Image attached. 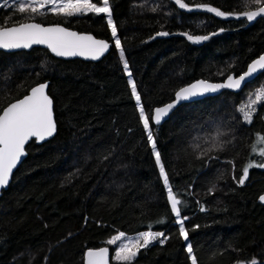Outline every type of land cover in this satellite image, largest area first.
<instances>
[{"label": "trees", "instance_id": "trees-1", "mask_svg": "<svg viewBox=\"0 0 264 264\" xmlns=\"http://www.w3.org/2000/svg\"><path fill=\"white\" fill-rule=\"evenodd\" d=\"M19 2L0 0V26L61 23L106 38L111 47L96 61L54 56L42 46L0 50V110L48 80L57 124L48 140L28 142L0 194V264H83L87 248L107 245L112 251L108 237L143 230L169 238L141 249L132 264H191L188 243L198 264L264 261V203L257 199L264 168H250L245 183H238L246 165L264 161L258 142L264 105L251 123L239 111L264 85V71L237 92L183 102L164 122L152 124L169 184L183 201L188 241L178 235L129 84L135 83L150 114L195 78L240 73L264 51V17H219L195 5L225 13L255 6L246 0H185L186 10L174 0H109L125 70L104 14H21ZM162 31L169 35H156ZM182 33L209 39L193 43Z\"/></svg>", "mask_w": 264, "mask_h": 264}, {"label": "snow or ice", "instance_id": "snow-or-ice-1", "mask_svg": "<svg viewBox=\"0 0 264 264\" xmlns=\"http://www.w3.org/2000/svg\"><path fill=\"white\" fill-rule=\"evenodd\" d=\"M101 0H20L16 9L24 14L31 12L33 15H43L44 10L54 15H63L71 17L86 13L95 15L104 14L106 23L111 30L115 48L118 50L120 59L124 61V50L121 40L117 34L109 0H102V6H99ZM174 3L180 9L191 10L185 0H174ZM246 6H255L254 10L241 13H225L207 4H196V8L204 9L214 13L219 17L235 16L236 18L245 17L251 22L257 17H264V0H246ZM156 9L154 8L153 11ZM157 36H167L168 32H158ZM193 43H200L209 39L207 35H192L182 33ZM215 35V33H213ZM33 45H46L52 53L58 57L84 56L93 60L98 59L108 49L109 43L105 40L96 39L92 35H82L69 31L60 26H42L40 23H21L18 26H0V49H28ZM125 70L128 69L126 61L123 63ZM264 71V55H260L253 60L238 78L228 75L227 81L221 84H211L206 81H197L191 85L180 88L175 92V100L163 107H157L153 113L146 114L145 108L141 105V97L137 92L135 83L130 79L131 95L135 98L139 107V119L142 122L143 129L147 135V143L151 146L155 157L156 165L159 168V176L167 190V202L170 206V213L176 217L175 223L178 225V235L184 241H188V230L185 228L184 221L187 217L181 216V205L183 201L178 198V193L174 192L169 184V178L161 162L160 153L157 150L156 139L152 132V124L159 125L170 110L180 101H187L207 92H216L221 88L239 90L242 85L254 75ZM131 76V73H129ZM46 83L31 88L30 93L7 107L0 110V187H5L10 180L13 169L20 162L25 153V144L30 138H36L37 141H43L51 137L56 132V123L53 115V101L46 94ZM254 98L248 100L239 111L243 115L246 123H251L258 105H264V85L251 94ZM151 122V123H150ZM260 144H264V137H260ZM255 150V149H253ZM259 155L264 157V148H261ZM264 168V161L260 163L250 162L243 169V175L238 183L243 185L248 176L250 168ZM264 202V195L259 197ZM203 210V209H201ZM162 222V221H160ZM169 237L163 232H154L151 230L140 232L135 238L128 239L124 232H118L107 240L108 245H116L115 259L118 264H132L141 249L149 247L153 242L159 241L163 244ZM126 241V242H125ZM191 264H198V258L194 254V249L190 243L185 248ZM85 264H109V249L102 247L99 249H88L84 254ZM237 264H264V261H258L255 257L251 260L237 261Z\"/></svg>", "mask_w": 264, "mask_h": 264}, {"label": "water", "instance_id": "water-1", "mask_svg": "<svg viewBox=\"0 0 264 264\" xmlns=\"http://www.w3.org/2000/svg\"><path fill=\"white\" fill-rule=\"evenodd\" d=\"M252 10H254V8H253ZM257 18H258V17H257ZM253 21H254V20H253ZM31 22L40 23L42 26H45V27H49V26H60V27H63V28H65V29L69 30V31H73V32H76V33H78V34H82V35H89V34H90V35H92V36H93L94 38H96V39L105 40V41L108 42L109 45H110V46H109V49H110V47H111V41H110V40H107L106 38L97 37V36H95L92 32L78 31L77 29L67 27V26H65V25H63V24H61V23H41V22H37V21H35V20H26V21H22V22L15 23V24L6 25V26H7V27H12V26H18V25L21 24V23H31ZM251 22H252V21H251ZM33 46H42V47H44V48H47L46 45H33ZM33 46H31L30 48H32ZM30 48H28V49H30ZM22 49H23V48H21V49H13V50H4V49H0V50H4V51H15V50H22ZM47 49H48V48H47ZM109 49H108V50H107L102 56H100L98 59L102 58L105 54H107L108 51H109ZM48 50L50 51V49H48ZM50 52H51V51H50ZM51 54H53L54 56H56V55H55L54 53H52V52H51ZM260 55H264V51L261 52L260 54H258L257 56H255L254 58H252V59L247 63V65H246V67H245V69H244L243 71H241V72L238 73V74H235V73L231 72V73H229L228 75H232V76L238 78L239 75H242L244 71H247L248 65H249L253 60L257 59ZM62 58H81V59H85V60H93V59H90V58H87V57H84V56H71V57H62ZM98 59H96V60H98ZM96 60H93V61H96ZM228 75H226L222 80H209V79L201 78V77H199V78H195V79H193V80H191V81H189V82L183 84L182 86L178 87V88L175 90V92L178 91L180 88H182V87H186V86L191 85V84H193V83H196L197 81H206V82L211 83V84H221V83H224V82L227 81V77H228ZM257 75H258V74H257ZM257 75H254L252 78H249V80H248L247 82H249V81H251L252 79H254ZM247 82H245V83L242 85V88H243V86H244ZM41 83H46V84H47L46 94L52 99V97H51L50 94L48 93V80H45V81H40V82H38V83L32 85V86L29 88V90H28L25 94H23V95L20 96L19 98H16V99L10 101V102L7 103L4 107H7L10 103H14V102H16L18 99H22L25 95H27V94L30 93V90H31L32 87H34V86H38V85L41 84ZM242 88H241V89H242ZM225 89H226V90L233 91V92H237V91L241 90V89H239V90H234V89H228V88H221V89H218L216 92H207V93H205V94H203V95H199V96H196V97H194V98H191L190 100H187V101H180V102H178V103L175 105V107H174L173 109L170 110L169 114H168L166 117H164V118L162 119L161 123L164 122V121L169 117L170 113H171V112H172V111H173L178 105H180L181 103H183V102H189V101H194V100H197V99L203 98V97H205V96H209V95H216V94H219L222 90H225ZM175 92H174V94H173V97H172L169 101H166V102H164V103H162V104H160V105H156V106H154L153 109H152V112H151V113H153V110H154L155 108H157V107H163V106H165V105H167V104H169V103H172V102L175 100ZM52 101H53V99H52ZM4 107H3V108H4ZM3 108H2V109H3ZM53 115H54V109H53ZM54 121H55V115H54ZM55 123H56V121H55ZM161 123H160V124H161ZM56 130H57V124H56ZM55 133H56V132H55ZM55 133H54V135H55ZM54 135H53V136H54ZM51 137H52V136H51ZM51 137H47V138H46L45 140H43V141H46V140H48V139L51 138ZM31 139H35V140H36V138H34V137H33V138H30V140H31ZM30 140H29L28 142H30ZM36 141H37V140H36ZM43 141H37V142H43ZM28 142H26V144H25V153H26V154H27V151H26V145L28 144ZM26 154H25L23 157H21L20 162H18L17 166L13 169V172H12V174H11V177H10L9 183L11 182L12 175H13L14 171H15L16 168L20 165V163L24 160ZM9 183H8L5 187H0V194H1V192H2L3 189H6V188L8 187ZM261 195H264V191H263L262 193L259 194V196H258V198H257L258 201H260L259 197H260ZM260 202H261V201H260ZM261 203H264V202H261ZM102 247H107V248L109 249V247H108L107 245H101V246H98V247H89V248H87V249L85 250L84 254H85L86 251H87L88 249H90V248H91V249H99V248H102ZM83 264H85V257H83ZM109 264H118V263H113V262L111 261V251H110V249H109Z\"/></svg>", "mask_w": 264, "mask_h": 264}, {"label": "rangeland", "instance_id": "rangeland-1", "mask_svg": "<svg viewBox=\"0 0 264 264\" xmlns=\"http://www.w3.org/2000/svg\"><path fill=\"white\" fill-rule=\"evenodd\" d=\"M99 6H102V0H101V3H100ZM143 231H147V230H143ZM143 231H140V232H143ZM151 231H153V230H151ZM118 232H121V231H118ZM118 232H117V233H114L113 235H111L110 237H108L106 240L110 239V238H111L112 236H114V235H117ZM140 232H137V233H134V234H127V233H125V234H126V237H127L128 239H132V238H135ZM154 232H159V231H154ZM125 242H126V241H125ZM111 246L113 247V249H112V251H111V261H112L113 263H118L115 259H113V257L115 256L116 245H111Z\"/></svg>", "mask_w": 264, "mask_h": 264}]
</instances>
